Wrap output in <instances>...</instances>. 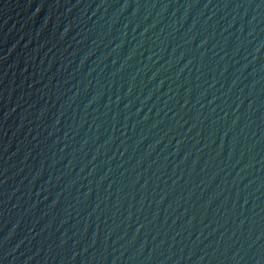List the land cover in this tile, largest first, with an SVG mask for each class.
<instances>
[{
  "label": "water",
  "instance_id": "1",
  "mask_svg": "<svg viewBox=\"0 0 264 264\" xmlns=\"http://www.w3.org/2000/svg\"><path fill=\"white\" fill-rule=\"evenodd\" d=\"M0 264H264V0H0Z\"/></svg>",
  "mask_w": 264,
  "mask_h": 264
}]
</instances>
